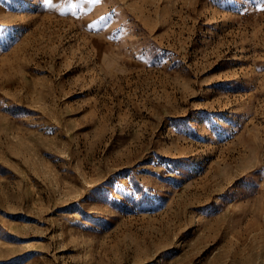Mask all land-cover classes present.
I'll use <instances>...</instances> for the list:
<instances>
[{
  "label": "rangeland",
  "instance_id": "rangeland-1",
  "mask_svg": "<svg viewBox=\"0 0 264 264\" xmlns=\"http://www.w3.org/2000/svg\"><path fill=\"white\" fill-rule=\"evenodd\" d=\"M264 0H0V264H264Z\"/></svg>",
  "mask_w": 264,
  "mask_h": 264
},
{
  "label": "snow or ice",
  "instance_id": "snow-or-ice-1",
  "mask_svg": "<svg viewBox=\"0 0 264 264\" xmlns=\"http://www.w3.org/2000/svg\"><path fill=\"white\" fill-rule=\"evenodd\" d=\"M50 2V0H44V4L47 5ZM261 8H264V4L260 5Z\"/></svg>",
  "mask_w": 264,
  "mask_h": 264
}]
</instances>
